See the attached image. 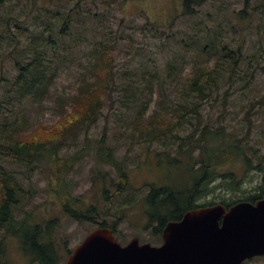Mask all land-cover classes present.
Instances as JSON below:
<instances>
[{"label": "rangeland", "instance_id": "rangeland-1", "mask_svg": "<svg viewBox=\"0 0 264 264\" xmlns=\"http://www.w3.org/2000/svg\"><path fill=\"white\" fill-rule=\"evenodd\" d=\"M49 1L0 0V170L17 177L21 187L14 218L16 221L25 215L29 218L24 227H19V233L23 236L35 224L55 221L52 239H44L42 244L49 246V255H60L58 264H62L68 252L97 227L93 222H78L64 212V205L78 209L73 202L65 201L64 197L69 196L84 202L79 209L94 206V221L114 223L115 237L123 246L134 236L139 238L140 244L159 246L161 230L156 222L148 220L142 199L150 184L182 185L186 180L183 169L175 165L158 168L154 156L162 149L160 144L150 146L147 152L145 146L128 149L118 137V130L113 128L116 118L112 113L109 115L107 97H103L106 104L97 123L65 128L59 133L58 116L81 83L78 76L83 69L78 63L84 61L85 58H81L84 52H80L75 61H67V67L45 91L35 86L32 94L14 98L11 84L18 75V64H26L32 54L25 48L31 25L36 16L41 17L40 21L46 18L45 14L51 9ZM82 4L84 9L97 14V22L103 24L101 28L111 30L112 36L115 34L119 39L114 45L112 64L118 81L126 70H138L141 66H147L154 74L152 77L159 81L166 78L165 68L169 66L175 80L165 83V104L172 106L174 102L170 101L179 97L172 89L191 69L211 72V82L220 91L212 103L201 104L199 115L190 121L200 129L221 127L231 139L235 138L242 157L222 166L220 172L225 177L210 185L211 192L198 203L209 206L221 201H245L250 195L260 194L264 176V0L210 1L201 6L193 18L179 17L180 0H84ZM201 36L215 42L209 58L194 49L187 52V47ZM180 40L183 42L178 45ZM222 43L228 46L229 53L220 50ZM177 54L180 60L175 57L179 56ZM30 71L29 66L24 75ZM152 77L151 81L155 82ZM159 99L160 95L155 93L154 101ZM153 108L159 116L165 115V111L158 110L161 104L152 102L151 110ZM107 121L109 128L106 129ZM184 127L180 135L186 138L189 126ZM21 138L23 142L35 140L47 148L55 142L61 143L58 150L61 156L72 157L77 153L72 170H68L66 187L60 185L56 171L45 160L49 149L34 152L32 157L26 156L21 161L6 155L7 146ZM103 139L106 147L108 144L117 147L112 157L127 173L126 185L120 194L115 191L119 182L116 169L95 157ZM85 147H90V151L85 153ZM58 170L65 172L62 168ZM105 174L108 175L105 181H112L111 184H102ZM230 179L234 181L231 186L225 183ZM103 186H106L107 199L102 194ZM0 264L39 263L23 253L14 234L0 230ZM245 264H264V260L260 258Z\"/></svg>", "mask_w": 264, "mask_h": 264}, {"label": "trees", "instance_id": "trees-1", "mask_svg": "<svg viewBox=\"0 0 264 264\" xmlns=\"http://www.w3.org/2000/svg\"><path fill=\"white\" fill-rule=\"evenodd\" d=\"M83 1L50 0L51 9L48 14H45L46 18H42L40 21L41 17L36 16L25 45L26 51H31L32 54L27 57L26 64H18V75L11 84L15 91L14 98H17L18 95L22 98L29 93L32 94L35 86L45 91L59 77L60 71L67 67L66 62L75 61L78 54L83 51L81 58L85 59L78 63L79 67L83 69L78 76L81 83L77 85L75 93L69 98L67 107H63L58 116L59 133L65 128L89 127L97 123L100 116H103L106 104L103 103V97H107L109 115L112 113L116 118L113 120V128L118 130V137L124 140L128 149L132 150L134 146H145V152H147L150 146L160 144L162 149L158 150L154 156L159 164L158 168L162 165L170 167L175 165V168L178 166V169H183L186 177L182 185L170 186L166 183L160 186L148 185L151 187L143 197L142 204L148 220L156 222L159 230H162L167 221L179 220L186 211L205 207V204L198 202L211 192L210 185L225 177L220 172L222 166L242 157L235 138L231 139L221 127L200 129L190 121L193 116L196 118L199 115L201 104L212 103L216 93L220 91L219 87L212 84L213 77L210 71L191 69L178 86H174L172 89L173 94L179 97L175 101H170L174 102V105L168 106L165 104V83L167 80L172 82L175 80L174 76L170 74L172 69L169 66L165 68L167 70L166 78L159 81H157V77L153 78L154 74H151L147 66H141L140 69L133 71L126 70L127 72L122 73L120 81H118L112 64L114 45L118 44L119 39L115 34L112 36L111 30L105 27L101 28L102 21L97 22L99 19L97 14L90 9L89 11L84 9ZM180 1L179 17L193 18L201 6L215 0ZM182 42L183 40H180L178 45ZM191 43L193 42L191 41ZM214 43L201 36L194 41L192 46L187 47V52L194 49L203 57L209 58ZM220 50L229 53L228 46L224 43ZM177 55L179 56L175 57L180 60V54ZM172 63L170 66L174 64ZM29 66L31 71L28 75H24ZM151 77L156 81L152 82ZM21 82H23L22 86L19 85ZM155 93L157 96L160 95V99L157 101H154ZM152 102L157 105L161 104V108L157 109L159 112L165 111L164 116H159L156 108L151 110ZM185 124L189 126L186 129L189 133L186 138H183L180 133L185 129ZM107 128H109L108 121ZM50 145L51 148H47L35 140L23 142L21 138L7 146L8 154L6 155L14 158L15 161H21L26 156L32 157L34 152L49 149L45 160L49 167H52L54 172L56 171L55 175L58 176L60 185L66 187V177L72 170L77 153L72 157L61 156L58 154V150L62 144L55 142ZM89 148L85 147V153L90 151ZM116 148L110 144L106 147L103 139L99 142L95 157L99 158L102 164L116 169L119 182L115 186V191L120 194L126 185L127 173L122 165L112 157V151H116ZM105 149L107 153L104 152ZM59 168L65 169V172L60 173L59 170L57 171ZM0 172V230H7L14 234L19 240L24 254L28 255L31 260L40 264H58L60 255L58 256L57 253L49 255V246L42 244L44 239L49 241L52 239L51 230L55 226V221L44 225L35 224L31 231H27L26 235L22 236L19 233V227H24L29 216L25 215L16 221L13 214L21 198V187L17 177L12 173L7 174L1 170ZM102 179V184H111L112 182L105 181L108 179L107 174L103 175ZM225 183L231 186L234 181L230 179ZM261 184L263 186L261 193L250 195V198L245 201L254 203L256 200L264 198V196L262 197L264 176ZM105 187H102V194L107 199ZM64 198H67L65 201L73 202L78 208L73 209L70 205H64V212L70 218L78 222H93L97 228H108L115 232L114 223L107 225L105 221H94L93 216L96 215L94 206L79 209L83 201L69 196ZM238 202L242 201H221V204L230 207ZM258 259L260 258L250 261ZM261 259L264 260V258Z\"/></svg>", "mask_w": 264, "mask_h": 264}, {"label": "water", "instance_id": "water-1", "mask_svg": "<svg viewBox=\"0 0 264 264\" xmlns=\"http://www.w3.org/2000/svg\"><path fill=\"white\" fill-rule=\"evenodd\" d=\"M264 257V198L187 211L168 222L162 245L121 246L107 228L90 231L64 264H242Z\"/></svg>", "mask_w": 264, "mask_h": 264}]
</instances>
